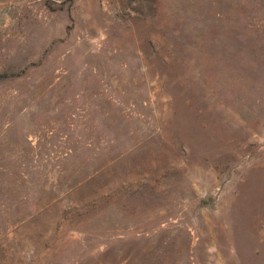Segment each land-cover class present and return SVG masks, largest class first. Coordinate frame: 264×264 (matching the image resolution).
Wrapping results in <instances>:
<instances>
[{
    "label": "rangeland",
    "instance_id": "374dc122",
    "mask_svg": "<svg viewBox=\"0 0 264 264\" xmlns=\"http://www.w3.org/2000/svg\"><path fill=\"white\" fill-rule=\"evenodd\" d=\"M0 264H264V0H0Z\"/></svg>",
    "mask_w": 264,
    "mask_h": 264
}]
</instances>
